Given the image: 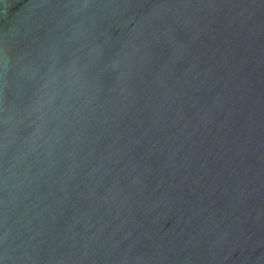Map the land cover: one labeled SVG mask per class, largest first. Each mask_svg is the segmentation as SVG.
<instances>
[{
  "label": "water",
  "instance_id": "obj_1",
  "mask_svg": "<svg viewBox=\"0 0 264 264\" xmlns=\"http://www.w3.org/2000/svg\"><path fill=\"white\" fill-rule=\"evenodd\" d=\"M0 264H264V0H0Z\"/></svg>",
  "mask_w": 264,
  "mask_h": 264
}]
</instances>
